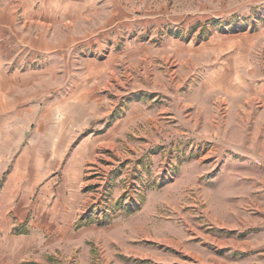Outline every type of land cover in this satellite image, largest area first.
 Segmentation results:
<instances>
[{
	"label": "rangeland",
	"instance_id": "obj_1",
	"mask_svg": "<svg viewBox=\"0 0 264 264\" xmlns=\"http://www.w3.org/2000/svg\"><path fill=\"white\" fill-rule=\"evenodd\" d=\"M102 2L58 26L108 35L44 79L42 116L10 134L11 187L74 190V222L107 227L59 264H264V0ZM72 77L108 114L106 144L101 114L66 128Z\"/></svg>",
	"mask_w": 264,
	"mask_h": 264
},
{
	"label": "crops",
	"instance_id": "obj_2",
	"mask_svg": "<svg viewBox=\"0 0 264 264\" xmlns=\"http://www.w3.org/2000/svg\"><path fill=\"white\" fill-rule=\"evenodd\" d=\"M90 1L0 0V264H59V259L74 256L85 260L88 256L86 240L106 231L107 227L100 228L85 220L74 222L78 192L73 190L66 194L58 188L54 191L49 189L48 183L34 193L22 191L21 187L14 189L11 181L15 175L10 171L6 173L3 167L6 166L5 156L12 148L10 134L27 131L25 118L28 115L32 117L30 124L33 118L42 116L37 111L44 98V79H59L56 70L60 59L69 56L74 44L90 47L108 35L107 28L96 34L89 31L81 35H59L60 24L69 29L88 19ZM121 19L109 18L115 22L109 27L122 22ZM71 81L72 87L62 98L67 101L64 111L71 123V127L66 128L74 130L101 114L104 127L90 130L89 135L96 134L99 143L106 144L110 123L105 126L104 117L108 114L101 110L96 93L79 92L74 88L75 78ZM209 90L217 92L218 83H212ZM55 107L60 108L61 104ZM20 117L24 118L23 127L15 128V119ZM38 129L34 126L31 133H37ZM59 131L65 132V129ZM21 178L19 175L20 181Z\"/></svg>",
	"mask_w": 264,
	"mask_h": 264
}]
</instances>
